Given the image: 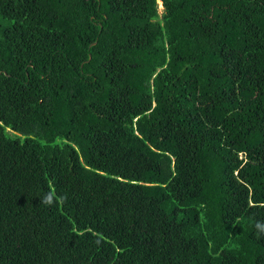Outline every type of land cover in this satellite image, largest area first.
I'll list each match as a JSON object with an SVG mask.
<instances>
[{"label": "trees", "instance_id": "1", "mask_svg": "<svg viewBox=\"0 0 264 264\" xmlns=\"http://www.w3.org/2000/svg\"><path fill=\"white\" fill-rule=\"evenodd\" d=\"M160 2L0 0V264H264V0Z\"/></svg>", "mask_w": 264, "mask_h": 264}, {"label": "rangeland", "instance_id": "2", "mask_svg": "<svg viewBox=\"0 0 264 264\" xmlns=\"http://www.w3.org/2000/svg\"><path fill=\"white\" fill-rule=\"evenodd\" d=\"M158 6H159L158 8L161 10L162 6L160 0H158Z\"/></svg>", "mask_w": 264, "mask_h": 264}, {"label": "clouds", "instance_id": "3", "mask_svg": "<svg viewBox=\"0 0 264 264\" xmlns=\"http://www.w3.org/2000/svg\"><path fill=\"white\" fill-rule=\"evenodd\" d=\"M45 203L50 204L51 203V200L50 199L49 200H45Z\"/></svg>", "mask_w": 264, "mask_h": 264}]
</instances>
